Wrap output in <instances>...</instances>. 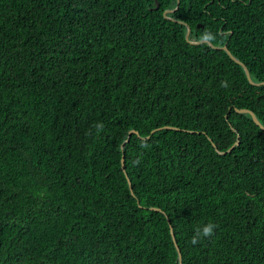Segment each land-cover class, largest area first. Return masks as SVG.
Listing matches in <instances>:
<instances>
[{
  "label": "trees",
  "instance_id": "1",
  "mask_svg": "<svg viewBox=\"0 0 264 264\" xmlns=\"http://www.w3.org/2000/svg\"><path fill=\"white\" fill-rule=\"evenodd\" d=\"M156 1L0 0V264H264V85L181 23L261 83L264 0Z\"/></svg>",
  "mask_w": 264,
  "mask_h": 264
},
{
  "label": "water",
  "instance_id": "2",
  "mask_svg": "<svg viewBox=\"0 0 264 264\" xmlns=\"http://www.w3.org/2000/svg\"><path fill=\"white\" fill-rule=\"evenodd\" d=\"M154 1H155V8H154V9H157L158 6H159V4H158V2H157L156 0H154ZM178 3H179V0H177V5H178ZM176 9H177V8H175L174 10H176ZM174 10H166V11H164L163 16H164L165 18H167L166 15H167L168 13L173 12ZM169 19H170V18H169ZM170 20H172V19H170ZM181 23L184 24V25L187 27V32H186V36H185V38H186V40H187L190 44H192V45L208 44V45H209L211 48H213V49H219V50L225 51V52L227 53V55L229 56V58H230L232 61H234L235 63H237L238 65H240V66L244 69L245 74H246V77H247V80L249 81V83H250L251 85H254V86H261V85H264V81L261 82V83H254V82H252V80H251V78H250V74H249V72H248L246 66H245L243 63H241L239 60H237V59H236V58H235V57L229 52V50L227 49L226 46H223V47H215V46H213V45H212L209 41H207V40H201V41H197V42H190V41L188 40V37H189V34H190L191 29H190V27H189L188 25H186L185 23H183V22H181ZM235 111H236L237 113H245V114H249V115L251 116L252 121L255 123V125H257L258 127H260L261 130H264V127H263V126L261 125V123L258 121V119H257L256 116L254 115V113L251 112L250 110H247V109H235ZM168 128H169V127H168ZM231 129H232L233 131H235L232 127H231ZM132 134H136V135H138V133H137L136 131H134V130H130L129 133H128V136H127V138H126V140H125L124 143L122 144V147H123L124 144H126V143L129 141V139H130V137H131ZM144 139H148V137H145ZM238 141H239V136L237 137V142H236L237 144H238ZM216 151H217V153H219V154H223V153H224V152H220V151H218V150H216ZM121 167H122L123 170L125 169V167H124V159H123V157L121 158ZM127 181H128V186L130 187L131 194L133 195L130 181H129L128 179H127ZM153 209H155V210H159L158 208H153ZM170 234H171L172 240H173V242H174V244H175V247H176V250H177V253H178V262H179V264H182V262H181L180 251H179V248H178V246H177V244H176V242H175L174 235H173V233H172V228H170Z\"/></svg>",
  "mask_w": 264,
  "mask_h": 264
},
{
  "label": "clouds",
  "instance_id": "3",
  "mask_svg": "<svg viewBox=\"0 0 264 264\" xmlns=\"http://www.w3.org/2000/svg\"><path fill=\"white\" fill-rule=\"evenodd\" d=\"M205 39H212L210 35H205ZM97 127H102L101 125H97ZM217 228V225L213 222H208L203 225L197 226L194 229V234L192 238L190 239L189 243L192 245H197L201 243L203 239H207L213 236L215 229Z\"/></svg>",
  "mask_w": 264,
  "mask_h": 264
}]
</instances>
